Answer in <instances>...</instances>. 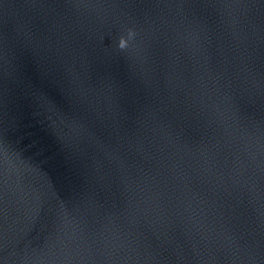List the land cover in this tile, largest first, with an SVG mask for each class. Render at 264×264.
I'll use <instances>...</instances> for the list:
<instances>
[{
    "label": "water",
    "instance_id": "1",
    "mask_svg": "<svg viewBox=\"0 0 264 264\" xmlns=\"http://www.w3.org/2000/svg\"><path fill=\"white\" fill-rule=\"evenodd\" d=\"M0 264H264V0H0Z\"/></svg>",
    "mask_w": 264,
    "mask_h": 264
},
{
    "label": "clouds",
    "instance_id": "2",
    "mask_svg": "<svg viewBox=\"0 0 264 264\" xmlns=\"http://www.w3.org/2000/svg\"><path fill=\"white\" fill-rule=\"evenodd\" d=\"M127 46V41H125V40H121V42H120V47L121 48H125Z\"/></svg>",
    "mask_w": 264,
    "mask_h": 264
}]
</instances>
